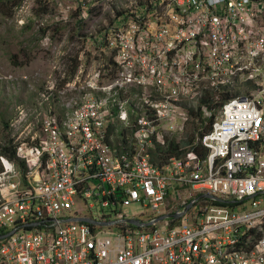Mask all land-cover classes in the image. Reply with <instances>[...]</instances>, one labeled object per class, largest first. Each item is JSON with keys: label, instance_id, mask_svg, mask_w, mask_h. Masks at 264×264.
Instances as JSON below:
<instances>
[{"label": "built area", "instance_id": "1", "mask_svg": "<svg viewBox=\"0 0 264 264\" xmlns=\"http://www.w3.org/2000/svg\"><path fill=\"white\" fill-rule=\"evenodd\" d=\"M92 40L108 62L68 84L77 99L10 123L0 264H264V0L150 1ZM236 85L257 90L219 108L197 141L205 162H152L150 152L185 134L191 109ZM198 195L224 203L196 200L181 221H160ZM246 199L251 209L228 207ZM138 203L155 215L142 227L124 213Z\"/></svg>", "mask_w": 264, "mask_h": 264}, {"label": "rangeland", "instance_id": "2", "mask_svg": "<svg viewBox=\"0 0 264 264\" xmlns=\"http://www.w3.org/2000/svg\"><path fill=\"white\" fill-rule=\"evenodd\" d=\"M150 1L155 0H0V151L14 148L9 126L20 111L60 114L63 102L77 99L68 84H85L90 70L108 62L103 51L94 52L93 37H101L119 13ZM256 90L257 85H236L230 95L238 92L242 97ZM44 96L50 100L41 102ZM220 97L214 105H220ZM218 110L205 108L203 117L209 119ZM28 123L37 121L29 117ZM118 127L128 130L122 124ZM186 136L178 141L185 142ZM125 140H129L128 131ZM258 200L264 208V196ZM243 207L251 209V201L234 209L241 211ZM169 210L173 208L169 206ZM124 213L141 222L155 216L142 203ZM99 214L96 209L93 218H101Z\"/></svg>", "mask_w": 264, "mask_h": 264}, {"label": "trees", "instance_id": "3", "mask_svg": "<svg viewBox=\"0 0 264 264\" xmlns=\"http://www.w3.org/2000/svg\"><path fill=\"white\" fill-rule=\"evenodd\" d=\"M220 96V105H214V95H207L202 100L197 110L191 109L190 121L187 124L185 130L187 140L183 142L178 141L176 137L168 138L164 146H158L155 151L150 152L152 162H154L159 167H164L169 160L173 158L185 160L189 154H194L198 158V160H205L208 157L209 153L202 147V145L198 144L197 141L201 140L203 135L210 131L215 115L209 119H205L203 117L202 110L206 108L209 112H212L216 108L219 109L228 100L238 97L239 93L236 92L234 93V96L231 97L229 92H222ZM200 130L203 131L200 132ZM120 140H123L125 143H127L124 133L120 135L119 141ZM185 150L187 151V153ZM0 153L8 156L10 159H15L14 148H4L2 151H0ZM216 205L222 206L220 204ZM235 206L236 205H229L228 207L235 208Z\"/></svg>", "mask_w": 264, "mask_h": 264}, {"label": "water", "instance_id": "4", "mask_svg": "<svg viewBox=\"0 0 264 264\" xmlns=\"http://www.w3.org/2000/svg\"><path fill=\"white\" fill-rule=\"evenodd\" d=\"M201 199H204V200H210V201H214V202H217V203H224L223 201L213 197V196H202ZM250 199H246V201H248ZM195 204V202H193L190 206H188L182 213L180 214H175L173 216H165V217H162L160 218V221L161 220H165V219H181L183 218L186 213H188V211L193 207V205ZM229 204V203H227ZM81 222H85V223H88V224H94L93 221H90V220H81ZM131 225H134L135 227H142V224L139 223L138 221H130L129 222ZM145 227L149 226V225H144ZM2 239V238H0Z\"/></svg>", "mask_w": 264, "mask_h": 264}, {"label": "bare ground", "instance_id": "5", "mask_svg": "<svg viewBox=\"0 0 264 264\" xmlns=\"http://www.w3.org/2000/svg\"><path fill=\"white\" fill-rule=\"evenodd\" d=\"M202 147H203V146H202ZM203 148H204V147H203ZM204 149L207 150L206 148H204ZM207 151H208V150H207ZM208 153H209V151H208ZM209 155H210V153L208 154V157H209ZM208 157H207L205 160H202V161L200 160V161H201V162H205V161L208 159ZM171 160H172V159H171ZM175 160H177V159H175ZM178 161H180V160H178ZM202 196H205V195H201L199 198H195V199H193V200H190V201L187 203L186 208H187L188 206H190L193 202H195V204H196V200H197V201L201 200V197H202ZM195 204H194V205H195ZM194 205H193V207H194ZM193 207H192V208H193ZM168 208H169V207H168ZM168 208H167V209H168ZM186 208H185V209H186ZM192 208H191V209H192ZM185 209H184V210H185ZM191 209H190V210H191ZM184 210H180V213H182ZM190 210L188 211V213L190 212ZM170 211H173L172 214L170 213V216H173V215H175V214H180V213H177L178 209L170 210ZM188 213H186L185 216H187ZM185 216H184L183 218H181V219H170V220L181 221L182 219L185 218ZM162 217H165V216H161L160 218H162ZM90 221H92V220H90ZM161 221H162V220H161ZM93 222H94V221H93ZM138 222H139V220H138ZM139 223H140V222H139ZM101 227H110V226L103 225V226H101Z\"/></svg>", "mask_w": 264, "mask_h": 264}, {"label": "crops", "instance_id": "6", "mask_svg": "<svg viewBox=\"0 0 264 264\" xmlns=\"http://www.w3.org/2000/svg\"><path fill=\"white\" fill-rule=\"evenodd\" d=\"M174 159V158H173Z\"/></svg>", "mask_w": 264, "mask_h": 264}]
</instances>
